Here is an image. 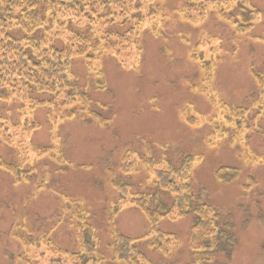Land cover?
I'll list each match as a JSON object with an SVG mask.
<instances>
[{"label": "rangeland", "instance_id": "rangeland-1", "mask_svg": "<svg viewBox=\"0 0 264 264\" xmlns=\"http://www.w3.org/2000/svg\"><path fill=\"white\" fill-rule=\"evenodd\" d=\"M238 1L245 7H235V0L225 6V12L216 7L200 17L186 14L187 0H151L165 21L155 24L154 30L150 28L151 22L145 26L140 38L142 51L136 59L131 57L121 64L110 56L100 57L97 65L106 77L105 91L96 88L98 79L89 74L84 61L76 60V86L87 92L92 110L111 120L107 126L92 120L80 106H75L74 119L59 126L49 123L48 109L37 110L31 118L40 129L25 132L21 139L27 148L29 165L35 156L32 147L54 146L64 158L68 156L90 169L64 173L56 165L40 162L31 172V186L81 200L90 212L88 223L96 230L97 248L108 264H113V252L107 220L120 200L118 192L113 194L108 185L112 178L108 171L115 178L126 180L132 193H152L154 169L180 165V155L194 157L189 185L200 203L218 210L224 220V233L235 241H221L220 250L216 246L206 253L208 261L200 262V257L190 251L194 217L188 215L175 223L163 220L159 225L162 233L176 235L180 240L179 248L170 257H164L146 242H140L137 250L155 264H264V121L251 114L245 125L247 130H241V135H248L247 139L240 143L235 139L236 130L217 119L221 104L250 106L260 91L255 74L263 77L264 88V0ZM73 25H65L63 30L51 29L46 34L47 41L52 42L58 32L66 42L80 30ZM238 28L246 31L239 32ZM37 35L40 37V33ZM9 36L20 41L31 37L17 27L9 31ZM57 45L62 47L61 43ZM195 49L201 60L193 59ZM209 61L214 65V78L205 92L207 77L201 66ZM18 105L15 101L0 103V123L5 119L11 126L19 123ZM187 111L193 119L185 116ZM186 121L193 124L189 126ZM214 121L225 130L224 136L211 137ZM128 152L131 168L137 167L134 174L125 177L120 166ZM250 153L258 157V164L245 162L244 156ZM0 158L15 163L21 157L0 139ZM148 161L155 162L153 171H146ZM222 167L237 169L238 175L220 184L215 173ZM3 176L0 173V264H18L17 257L23 248L11 236L15 224L22 222L29 230L30 223L33 234L49 230L55 225L58 198L51 196V201L34 202L29 198L31 187L15 188ZM249 177L257 182V187L244 199L241 190ZM109 205L112 207L107 211ZM126 209L116 216L119 230L130 227L134 233L126 234L133 239L147 236L150 227L145 216L139 211L145 219L141 220L131 214L136 210ZM65 247L67 251H76L77 240H67Z\"/></svg>", "mask_w": 264, "mask_h": 264}, {"label": "trees", "instance_id": "trees-1", "mask_svg": "<svg viewBox=\"0 0 264 264\" xmlns=\"http://www.w3.org/2000/svg\"><path fill=\"white\" fill-rule=\"evenodd\" d=\"M187 1L189 9L186 14L194 13L200 17L207 15L216 7L225 12V6L235 2V0ZM235 3V7L239 5L245 7L242 1L236 0ZM221 15L222 18H227L224 14ZM253 18L256 19L255 16ZM164 21L165 17L160 16L151 0H0V103L18 102L17 111L20 117L19 123L12 126L6 122L7 119L0 123V139L8 147L16 150L21 157L15 163H7L0 158V170L11 175L14 184L18 185L29 180L35 165L45 156L51 157L60 170L69 168L71 163L54 146L32 147L34 160L31 165L27 163V148L21 139L25 132L32 133L40 129L31 118L37 110L48 109L49 123L59 126L74 119L77 114L75 106H80L81 111L92 120L101 126H107L111 120L92 110L87 92L76 86L73 63L82 59L89 74L95 75L98 79L96 88L105 91L106 77L97 65L100 57L110 56L119 60L121 64L125 59L131 57L136 59L142 51L140 38L145 26L151 22L150 28L154 30L155 24ZM71 24L80 30L66 42L58 32L55 33L52 42L47 41L49 34L47 37L46 34L51 29L63 30L65 25L72 26ZM15 27L31 37H25L23 41L13 39L9 36V31ZM238 29L239 32L246 31L245 28ZM58 43H61L62 47H59ZM49 44L50 46H47ZM198 54L195 49L193 51L195 61L201 60ZM213 66L210 61L202 62L201 69L207 77V86L203 89L205 92L214 78ZM255 77L260 91L251 100L250 106L229 107L225 103L219 107L220 118L217 119H222L227 126L236 130L235 139L240 143L247 139L248 135H241V130L250 121L251 114L254 113L264 121L263 77L259 74H255ZM185 116L193 119L188 111ZM186 122L189 126L193 124L192 121ZM216 122L211 124L213 129L211 137L224 136L225 130ZM19 131L22 133H18ZM129 155V152L126 153L120 166V172L125 177L134 174L137 167L135 165L134 170L131 168ZM180 158L182 159L180 165H168L167 169L163 167L155 170L154 161L146 163L149 169L145 167L146 171L154 169L155 190L152 193H132V186L128 185L126 180L121 177L113 178V187L120 195V200L112 208L107 220L113 264H155L137 250L140 242H146L164 257H170L176 248H179L180 240L176 235L162 233L159 225L163 220L175 223L188 215L194 217L190 251L200 257H197L200 262L208 261L207 254L214 251L216 246L220 250L223 240L235 241L233 236L224 233L222 225L224 220L218 210L200 203L189 185L194 157L180 155ZM244 159L247 164L259 163L258 157L251 153L245 155ZM237 175V169L222 167L216 171L215 178L220 184H226ZM256 187L257 182L249 177L242 186L241 198H248ZM126 207L140 211L147 219L150 231L144 238L132 239L119 232L115 219ZM65 216H70L75 224L78 243L76 251H67L55 246L48 234L32 237L21 224H18L12 232L13 240L23 248L17 257V263L108 264V259L97 248L96 230L88 223L89 211L78 202H69L66 205Z\"/></svg>", "mask_w": 264, "mask_h": 264}, {"label": "crops", "instance_id": "crops-1", "mask_svg": "<svg viewBox=\"0 0 264 264\" xmlns=\"http://www.w3.org/2000/svg\"><path fill=\"white\" fill-rule=\"evenodd\" d=\"M42 147L43 146H40V148H42ZM51 147H53V146H51ZM43 148H49V147H43ZM65 159L68 160L71 163V166H69V168H67L66 170H60V168L56 165L54 160L51 157H49V156H45L43 158H40L38 163H40V162H43V164L51 163L53 165H56L57 169L59 171H61V172H64V173L71 172V171H74V170L84 171V172H87V171L90 170L88 166H83V165L80 164V162L72 160L68 156H65ZM108 172H109L108 174L112 176L111 180H109V182H108V185H109L110 189L113 191V194H114L116 190L113 187V182L112 181H113V178H115V177H114V174H110V171H108ZM0 173H2L5 176V177L3 176L4 178L9 179V181L12 184V186L15 187V188H18L19 186H22V185H27L28 187H31L32 193H31V195H29V198L31 197L30 199H32L34 202H36L39 199H44V200L47 199V200L51 201V199H49V197H51V196H56L58 198V200H57L58 207H57V216H56V220H55V225L53 227H51L49 230L44 231V232L39 233V234H33L31 232V224L30 223L28 224L29 230L26 228L25 224H23L22 222L21 223L20 222L16 223L15 226L18 225V224H21L24 227V229L27 231V233L30 236H33V237H39L41 235L48 234L50 236L51 242L55 246H57V247H59L61 249H65V250L67 249L65 247V243H66L67 240H70L71 243H76V229H75L74 222L71 220L70 216H68V217L65 216V213H66V205L69 202H78L79 204L84 206V204L81 202V200L73 199L71 197H68V196L62 194V193H57V192H52V193L50 192L51 193L50 194L49 193V191H50L49 189H46L44 187H39V186H37V187L31 186V181L30 180H28L26 183H22V184H18V185L16 184L15 185L13 183L14 180H13V177L11 175H9L8 173H5L2 170H0ZM1 177H2V175H1ZM19 188H21V187H19ZM107 190H109V189L107 188ZM109 192H111V191L109 190ZM119 198L120 197L118 195V199ZM111 207L112 206L109 205V207L107 208V211H109ZM128 208H129V210L130 209L136 210L134 208L127 207V209ZM136 211H132L131 214H133V216L139 217L142 220L143 216L141 215V213L139 211H137V212ZM30 213H31V211H30ZM143 220H145V219L143 218ZM43 224H46V218L43 219ZM143 224H145V223L143 222ZM15 226H14V228H15ZM117 228H118V225H117ZM147 229L148 228H146V226H145V232L147 231ZM118 230H119V228H118ZM119 231L123 235H125L127 237H130V236H128L126 234L127 232L134 233V231L132 229H130V227H127V226H125L122 231L121 230H119ZM149 231H150V229H149ZM11 236H12V232H11ZM57 240H59V243L57 242ZM77 245H78V243H77Z\"/></svg>", "mask_w": 264, "mask_h": 264}]
</instances>
